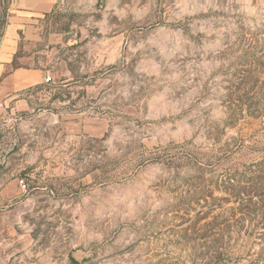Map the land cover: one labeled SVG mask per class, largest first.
Listing matches in <instances>:
<instances>
[{"label":"rangeland","instance_id":"1","mask_svg":"<svg viewBox=\"0 0 264 264\" xmlns=\"http://www.w3.org/2000/svg\"><path fill=\"white\" fill-rule=\"evenodd\" d=\"M18 9L0 0V39ZM31 21L12 65L43 83L0 108V264H264V0Z\"/></svg>","mask_w":264,"mask_h":264},{"label":"crops","instance_id":"2","mask_svg":"<svg viewBox=\"0 0 264 264\" xmlns=\"http://www.w3.org/2000/svg\"><path fill=\"white\" fill-rule=\"evenodd\" d=\"M59 0H19L18 15L11 17L0 39V108H3L6 100L12 94L19 93L25 89L43 83L42 71L34 65V58H18L20 65L13 67L12 62L18 49V34H26V29L32 22L33 13L47 12ZM16 15V14H15ZM26 15L29 21L25 20ZM3 102V103H2Z\"/></svg>","mask_w":264,"mask_h":264},{"label":"built area","instance_id":"3","mask_svg":"<svg viewBox=\"0 0 264 264\" xmlns=\"http://www.w3.org/2000/svg\"><path fill=\"white\" fill-rule=\"evenodd\" d=\"M51 81V78L49 77V75H46L44 77V83H49ZM19 186L22 188V189H25L26 185L24 184L23 180H20L19 181Z\"/></svg>","mask_w":264,"mask_h":264}]
</instances>
